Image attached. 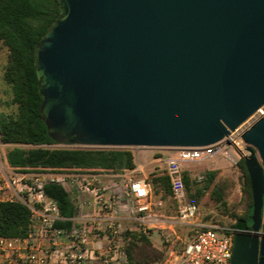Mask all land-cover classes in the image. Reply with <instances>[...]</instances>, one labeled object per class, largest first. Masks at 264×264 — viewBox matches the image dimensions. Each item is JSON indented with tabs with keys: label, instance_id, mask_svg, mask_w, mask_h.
Masks as SVG:
<instances>
[{
	"label": "water",
	"instance_id": "obj_1",
	"mask_svg": "<svg viewBox=\"0 0 264 264\" xmlns=\"http://www.w3.org/2000/svg\"><path fill=\"white\" fill-rule=\"evenodd\" d=\"M34 55L57 144L196 147L264 106V0H57ZM251 229L230 264H264V114L240 133Z\"/></svg>",
	"mask_w": 264,
	"mask_h": 264
},
{
	"label": "built area",
	"instance_id": "obj_2",
	"mask_svg": "<svg viewBox=\"0 0 264 264\" xmlns=\"http://www.w3.org/2000/svg\"><path fill=\"white\" fill-rule=\"evenodd\" d=\"M236 131L210 145L175 148L176 154L166 158L177 206L175 220L187 231L180 244L169 246L155 264H230L235 230L202 222L197 205L186 199L182 170L187 162L217 154L243 157L245 144ZM48 183L64 186L75 204L77 215L69 228L56 225L64 218L57 202L44 191ZM14 201L30 210L29 228L24 236H0V264H131L119 243L126 228L117 220H132L142 232L153 225L150 183L134 171L112 175L51 169L29 172L0 158V202Z\"/></svg>",
	"mask_w": 264,
	"mask_h": 264
},
{
	"label": "trees",
	"instance_id": "obj_3",
	"mask_svg": "<svg viewBox=\"0 0 264 264\" xmlns=\"http://www.w3.org/2000/svg\"><path fill=\"white\" fill-rule=\"evenodd\" d=\"M58 12L57 0H0V42L8 49L3 77L11 88V103L16 106L13 113L0 111V141L28 146L9 149L5 160L11 167L23 171L51 169L121 174L132 170L136 167V156L130 148L50 147L57 143L49 136L41 117L34 55L36 45ZM238 165L244 173L243 189L247 201L244 211L234 214L231 228L250 229L249 216L253 209L250 177L243 159ZM182 175L188 201H196L201 192L207 189H212L215 199L221 201L215 170L206 171L199 184L190 181L188 168H183ZM149 182L155 193L161 191L163 196H169L175 202L167 170L151 172ZM194 186L195 192L192 193ZM44 191L57 202L60 215L64 218L56 225L69 228L77 209L68 190L60 184L48 183L44 185ZM222 205L225 206V202ZM29 223L30 210L26 205L17 201L0 202V236H24ZM129 235L133 240L125 251L131 264H155L163 259L166 250L162 252L155 248L148 233Z\"/></svg>",
	"mask_w": 264,
	"mask_h": 264
},
{
	"label": "rangeland",
	"instance_id": "obj_4",
	"mask_svg": "<svg viewBox=\"0 0 264 264\" xmlns=\"http://www.w3.org/2000/svg\"><path fill=\"white\" fill-rule=\"evenodd\" d=\"M8 49L0 42V111L6 113H13L16 111L15 104L11 103V88L4 80V68L7 64ZM245 122H243L237 129L236 134H240L243 130L249 127L256 119L264 114V106L260 108ZM28 146L25 144H4L0 141V158L6 163V152L15 147ZM50 147H77L74 144H55ZM136 154V162L138 163V170L135 172L138 176L145 177L149 182V174L153 171L166 170V158L176 154L175 148L168 147H132L130 148ZM243 154H247L243 148ZM243 159L239 153L233 159L228 155L217 154L210 159L200 160L195 162H187L184 165L189 169V179L195 183H200V178L208 170H215V181L220 187L221 201H217L213 194L212 189H207L201 192L195 201L192 199L200 213L201 220L204 224H216L221 227H231L234 222V214H241L245 207L247 197L244 193V173L238 162ZM41 171V170H40ZM29 171V172H40ZM69 171V170H65ZM108 174V173H100ZM106 181L109 180L105 177ZM150 183V182H149ZM151 198L152 202H159L156 209H153L150 221L153 225L147 229L146 232L138 231L137 229H129L126 226L119 238V243L124 249L133 240L129 234L131 233H148L150 240L155 248L164 252L171 245L180 244L184 234H179V238L170 230L169 224L175 221L176 218V203L169 197L163 196L162 192L155 193L151 185ZM185 187V185H184ZM191 192H195V186L192 187ZM187 195V191H185ZM225 202V206L222 203ZM137 225V224H136ZM178 225V224H177Z\"/></svg>",
	"mask_w": 264,
	"mask_h": 264
},
{
	"label": "crops",
	"instance_id": "obj_5",
	"mask_svg": "<svg viewBox=\"0 0 264 264\" xmlns=\"http://www.w3.org/2000/svg\"><path fill=\"white\" fill-rule=\"evenodd\" d=\"M135 156H136V154H135ZM138 166L139 165L136 162V167L134 169H132V170H129V171L136 172L138 170ZM107 175H112V174H107ZM158 205H159V202H154L153 203V209H156L158 207ZM99 221L102 224H105V222H106V220H99ZM117 221L120 222L124 227L129 226V229H133V228L136 227L135 226L136 222H134L132 220H117ZM169 228L175 235H179L181 233L184 234L185 231L187 230V228L185 226L177 225L176 220L169 224ZM185 234H184V236H185Z\"/></svg>",
	"mask_w": 264,
	"mask_h": 264
},
{
	"label": "flooded vegetation",
	"instance_id": "obj_6",
	"mask_svg": "<svg viewBox=\"0 0 264 264\" xmlns=\"http://www.w3.org/2000/svg\"><path fill=\"white\" fill-rule=\"evenodd\" d=\"M250 220V219H249ZM250 229H251V224H252V221L250 220ZM238 229H244V228H236V229H234V230H238ZM250 229H247V230H250Z\"/></svg>",
	"mask_w": 264,
	"mask_h": 264
}]
</instances>
